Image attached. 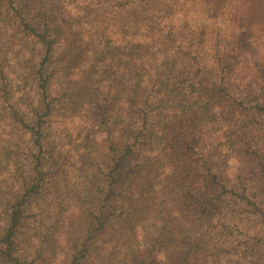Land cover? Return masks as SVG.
Returning a JSON list of instances; mask_svg holds the SVG:
<instances>
[{"label": "trees", "instance_id": "16d2710c", "mask_svg": "<svg viewBox=\"0 0 264 264\" xmlns=\"http://www.w3.org/2000/svg\"><path fill=\"white\" fill-rule=\"evenodd\" d=\"M0 264H264L263 0H0Z\"/></svg>", "mask_w": 264, "mask_h": 264}, {"label": "rangeland", "instance_id": "374dc122", "mask_svg": "<svg viewBox=\"0 0 264 264\" xmlns=\"http://www.w3.org/2000/svg\"><path fill=\"white\" fill-rule=\"evenodd\" d=\"M225 5V9L224 8H222L220 11L221 12H219V13H222V14H218V15H220V16H217V17H215V18H211V19H209V12H207V11H205V10H202V11H199L198 10V8L199 7H197V8H194V14L190 17V19H191V21L192 22H197V20L198 21H201V20H206V21H208V23H212V24H217L218 26L219 25H226L227 24V18H228V16H226L227 15V13H228V9H231L232 7L231 6H229L228 8H227V6H228V4H224ZM232 5V4H231ZM263 5H264V0H263ZM231 33V31H230V29H228L227 30V35L229 36V34Z\"/></svg>", "mask_w": 264, "mask_h": 264}]
</instances>
